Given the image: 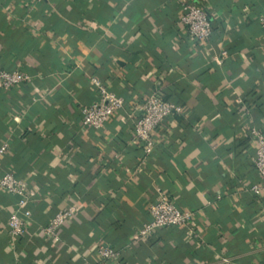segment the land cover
Listing matches in <instances>:
<instances>
[{
    "label": "crops",
    "instance_id": "0c3cea01",
    "mask_svg": "<svg viewBox=\"0 0 264 264\" xmlns=\"http://www.w3.org/2000/svg\"><path fill=\"white\" fill-rule=\"evenodd\" d=\"M182 1L205 11L206 39L179 23ZM262 14L264 0H0V69L29 78L0 86V176L34 192L16 210L0 189V264H264V195L249 191L261 182L249 130L264 137ZM91 77L122 99L97 129L80 124ZM150 93L181 112L144 154L132 127ZM158 191L190 219L136 237ZM69 205L53 244L39 228ZM15 210L25 227L12 238ZM96 244L115 257L99 260Z\"/></svg>",
    "mask_w": 264,
    "mask_h": 264
},
{
    "label": "built area",
    "instance_id": "2783aa9c",
    "mask_svg": "<svg viewBox=\"0 0 264 264\" xmlns=\"http://www.w3.org/2000/svg\"><path fill=\"white\" fill-rule=\"evenodd\" d=\"M178 21L184 26L188 35L194 40L206 39L210 34V22L203 9L193 2H180ZM258 25L264 32V15H259ZM225 52L212 56L211 59L220 63ZM28 76L17 70L0 69V86L7 89L11 86L28 81ZM90 83L97 92V98L80 108V124L85 128H100L111 115L122 105V99L108 91L106 87L95 77L90 78ZM139 114L136 116L132 127L133 139L141 144L144 154H148L153 145L152 133L154 129L170 114L181 112L180 105L176 102L163 100L154 93L148 94L137 106ZM250 136L254 140V152L252 164L261 178L258 184H251L249 191L257 196L264 195V137L255 128H250ZM7 147L6 142L0 143V154ZM0 189L16 197L15 208H22L34 197V192L28 189L26 183L16 177L12 172L6 171L0 176ZM157 198L147 206L148 220L143 223L135 236H144L156 228L182 227L190 219L188 211L180 210L167 196L158 191ZM10 212L6 219L8 234L12 238L18 237L24 230L25 223L17 212ZM75 212L72 205L56 211L48 221L39 228L42 236L49 239L53 244L59 242L58 230L64 221ZM95 253L99 260L114 258L116 252L105 245L96 244Z\"/></svg>",
    "mask_w": 264,
    "mask_h": 264
}]
</instances>
